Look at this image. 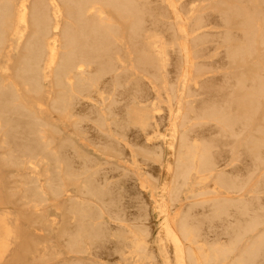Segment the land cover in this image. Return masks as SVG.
<instances>
[{"label":"bare ground","instance_id":"obj_1","mask_svg":"<svg viewBox=\"0 0 264 264\" xmlns=\"http://www.w3.org/2000/svg\"><path fill=\"white\" fill-rule=\"evenodd\" d=\"M168 256L264 264V0H0V264Z\"/></svg>","mask_w":264,"mask_h":264},{"label":"rangeland","instance_id":"obj_2","mask_svg":"<svg viewBox=\"0 0 264 264\" xmlns=\"http://www.w3.org/2000/svg\"><path fill=\"white\" fill-rule=\"evenodd\" d=\"M169 177V171L167 169V167L164 165L162 168H161V171H160V182L161 183H165L167 181ZM161 188L158 189V191L160 192V194H163V191L161 192ZM153 217L154 219L156 220V223L159 224V227L161 229V233L163 234L164 236V239H169L170 237V232H169V229L167 228V224H166V221L164 218H162L163 216V213H158L157 211H154L153 210ZM166 264H173V261L171 260V258L168 256L167 259H166Z\"/></svg>","mask_w":264,"mask_h":264}]
</instances>
